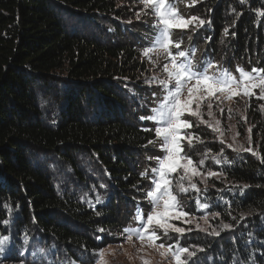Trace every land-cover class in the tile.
<instances>
[{
	"label": "trees",
	"instance_id": "1",
	"mask_svg": "<svg viewBox=\"0 0 264 264\" xmlns=\"http://www.w3.org/2000/svg\"><path fill=\"white\" fill-rule=\"evenodd\" d=\"M121 2L128 0H0V238L13 248L25 236L46 238L76 264H91L79 255L120 241L137 207L143 215L149 208L151 169L163 152L153 123L141 117L160 94L144 82L139 52L153 38V16L146 10L135 20L138 7ZM170 2L184 18H198L172 36L197 67L264 69V0ZM189 121L186 154L197 165L205 159L201 172L223 175L196 195L209 205L212 230L178 245L199 250V264H264L262 112L250 100L244 124L255 155ZM184 195L179 204L191 213L195 193Z\"/></svg>",
	"mask_w": 264,
	"mask_h": 264
},
{
	"label": "snow or ice",
	"instance_id": "2",
	"mask_svg": "<svg viewBox=\"0 0 264 264\" xmlns=\"http://www.w3.org/2000/svg\"><path fill=\"white\" fill-rule=\"evenodd\" d=\"M243 2L244 0H241V3ZM141 3L145 9H152L155 17L158 19V23L153 24V28L155 29L153 44L151 47L144 49V54L147 55L158 48L163 50L168 60L163 65V71L167 74V78L159 80V84L163 86L166 94L162 97L158 105L151 109L152 115L141 117L142 120L148 119L157 125L155 127V135L162 141L161 150L165 152L163 157L155 158L157 160V167L151 169L156 178L151 181L153 187L147 192V196L151 198V211L147 215V222L142 225L143 231L136 229V231L140 232L139 239L143 240L147 236L149 241L154 242L160 239V237L155 230H151L153 224L163 229L165 235L168 234L169 229L181 234L185 232L184 228L174 227L168 223L170 219L180 220L189 215V213L180 208L178 197L172 191L173 181L169 178L170 175L177 173L178 169L183 170V174L175 181L179 193L188 191L183 185L184 180L189 182L192 189H195L197 192L200 191L197 188V184L192 181L193 177L200 175L198 167L204 165L205 159H201L199 165H197L193 158L186 154L182 144V140L185 139L182 135V130L191 127L190 122L183 119L185 113L193 116L198 115V112L192 111L190 105L195 102L197 108H199L204 93H208L210 96L217 92L225 93L227 94V98L231 99L233 96L240 95L241 91L243 95L251 97L255 94L254 90L259 89L260 96L258 98L264 99V69L254 67L251 72H248L238 67L237 71L240 74L238 81L230 70L219 69V66H216V71L209 74V69L214 67L212 62L206 63L202 69L197 67L194 60L189 58V53L181 50V43L174 42L172 39L174 30H186L198 18L193 16L186 19L179 15L170 0H141ZM193 3H195V0H193ZM261 15H264V13H261ZM137 19H139V13L137 14ZM204 23V20H200L197 27L203 26ZM224 32L227 34L228 29L225 28ZM172 47L176 49L175 53L171 51ZM153 79L155 80V78ZM192 81H195V83L189 86ZM185 88H187L188 96L186 99H182V92ZM209 126L211 127V125ZM145 130L151 131V129ZM186 138L188 139L189 148L193 147L192 134L189 133ZM148 143L152 144L153 141L149 140ZM229 147H232V145H229ZM234 150L238 153L242 151L252 152L251 148H245L243 145H237ZM252 154L255 155L256 153L253 152ZM149 159L153 158L149 157ZM212 159L217 163L220 162L216 157H212ZM223 162L226 164L230 163L227 159ZM262 163H264V160H262ZM221 175L223 173H217L215 171L208 172V176L216 177L217 179ZM145 176L146 173L142 172L141 177L143 178ZM248 187L249 185H243L241 191ZM96 202H101L100 197L96 198ZM197 206L202 209L209 207L207 203H200L199 199H197ZM5 207L9 206L5 205ZM9 211H11L10 208ZM139 212L140 210L138 209L137 219L140 218ZM97 215H100V213L97 212ZM214 215H218V213ZM241 218H243V215ZM229 228H231L229 224L221 225V230ZM202 230L207 232V229ZM100 231H103V229ZM129 231L130 229L128 228L124 229L126 233ZM209 234L219 235V232L213 229ZM24 239L27 242L28 237L25 236ZM7 240V236L0 238V245H3ZM159 248L165 249L164 252L160 253L163 256L170 250L171 246L165 248V245L161 243ZM3 250V248H0V252H3ZM200 250L202 251L203 249ZM37 251L43 252L44 249H37ZM182 254H187L188 257L195 255L188 248L177 245L175 251L172 253L175 264H186V261L181 259ZM100 255H103L102 251Z\"/></svg>",
	"mask_w": 264,
	"mask_h": 264
},
{
	"label": "rangeland",
	"instance_id": "3",
	"mask_svg": "<svg viewBox=\"0 0 264 264\" xmlns=\"http://www.w3.org/2000/svg\"><path fill=\"white\" fill-rule=\"evenodd\" d=\"M132 1L133 0H128L127 3L121 2L120 5L126 7H138V11L134 10L133 8L135 11L132 13L133 19L138 20L137 14L139 13L140 20L143 15H146V10H149V13H151V16H153V24L158 23V19L155 17L152 9H145L144 5L141 3V0H136L139 6H137V4H133ZM194 24L195 22L193 21L191 25ZM152 44L153 38L151 41H149L146 47H151ZM145 48L141 49L139 52L147 70V74L144 76V82L146 85H153V87L158 90L160 94L158 101L159 103L162 97L166 94L163 86L159 84V80L167 78V74L163 71V65L164 63L168 62V60L163 50L157 48L145 55ZM171 51L175 53L176 50L174 51L172 47ZM189 58L192 59L191 57ZM234 69L235 71L231 73L238 81L240 79V74L237 71V67ZM216 70V67L209 69V74ZM253 75H255V73H253ZM153 78H155V80ZM194 83L195 81H192L189 86ZM254 93L255 94L253 96L249 97L243 95V92L241 91L240 95L233 96L231 99H228L227 94L225 93L217 92L211 96L208 93H204L200 101L199 108H197L195 102L190 105L192 111L198 112V115L193 116L185 113L183 119L189 121V118L192 117L198 122V124L209 127L214 131L215 136L219 141L226 143L228 146L232 145V149H235L237 145H243L245 148H251L252 144L250 142L249 135L250 128L248 129V126L244 124L250 100H255V104L258 105L264 116V99L258 98L260 96L259 89H255ZM187 96L188 92L187 88H185L182 92L181 98L186 99ZM158 103H156L153 107H156ZM209 105H211V107H209ZM152 114L153 113L151 111V115ZM152 123L154 127L157 126L154 122ZM209 125H211V127ZM189 130L190 128L182 130V135L185 137V139L182 140L183 145L184 143L188 142L186 137L190 133ZM160 142L162 144L161 140ZM162 152L164 155L165 152ZM199 172L200 175L193 177L192 182L197 184V188L200 191L197 192L195 189H192L189 185V182L184 180L183 185L188 189V191L185 193H179L175 183V181L183 174V170L178 169L177 173H172L169 178L173 181V193L177 195V197L180 196V198H183L182 200H186L188 197H185L186 195L184 194L192 191L195 193L194 199L195 203L197 204L196 195L199 193L200 196L206 185H208L207 180L211 178V176H208L209 171L201 172L199 170ZM155 178L156 176L153 173L151 181ZM152 187L153 185H151L149 190H151ZM145 201H147L149 204V208H147L145 215H143L141 211L142 208L139 209V207H137L133 219V228H129L130 231L127 233L125 232L124 237H122L120 241L101 248L93 255L85 253L79 255V259L91 258V264H145V262H147V264H175V259L173 258L172 253L175 251V248L181 239H188L189 235L191 234L207 233L212 230V217L209 216V214H206L202 208H199L195 205L193 212H188V216L183 217L180 220L170 219L168 221V223L172 224L174 227L184 228L185 232L183 234L176 233L169 229L168 234L165 235L163 229H161L158 225L153 224L151 226V230H155L160 239L153 242L149 241L147 236H145V238L141 240L139 239L140 232L136 231V229L143 231L142 225L147 222V215L151 211V198H149L147 194ZM180 208L183 210L181 206ZM138 209L140 210L139 219H137ZM202 229H207V232L203 231ZM129 237H131V239H129ZM161 243L165 245V248L171 246L170 250L163 256L160 253L164 252L165 249L159 248ZM0 248L4 249L3 252H0V264H76L64 252L63 247L53 244L52 241L48 242V239L46 238L40 239L35 237L28 239L27 242L23 238L21 239L20 247L17 248L11 247V241L8 239L3 245H0ZM37 249H44V251L40 252L37 251ZM101 251L103 252L102 256L100 255ZM192 252L195 253L194 256L188 257L187 254H182L181 259L186 261V264H199V262L202 261V259L199 257V250H193ZM12 256L15 257V260L8 259ZM83 263L87 264L86 260H84Z\"/></svg>",
	"mask_w": 264,
	"mask_h": 264
}]
</instances>
